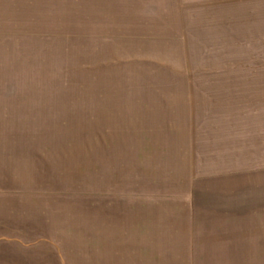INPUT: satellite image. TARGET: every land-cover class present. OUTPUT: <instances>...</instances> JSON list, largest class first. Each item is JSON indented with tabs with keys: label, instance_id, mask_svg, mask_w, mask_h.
<instances>
[{
	"label": "rangeland",
	"instance_id": "obj_1",
	"mask_svg": "<svg viewBox=\"0 0 264 264\" xmlns=\"http://www.w3.org/2000/svg\"><path fill=\"white\" fill-rule=\"evenodd\" d=\"M0 264H264V0H0Z\"/></svg>",
	"mask_w": 264,
	"mask_h": 264
}]
</instances>
